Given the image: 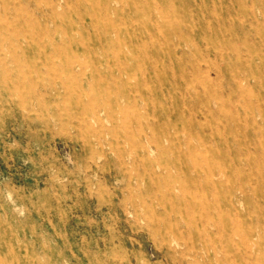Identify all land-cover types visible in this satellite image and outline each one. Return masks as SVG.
<instances>
[{
	"label": "rangeland",
	"instance_id": "374dc122",
	"mask_svg": "<svg viewBox=\"0 0 264 264\" xmlns=\"http://www.w3.org/2000/svg\"><path fill=\"white\" fill-rule=\"evenodd\" d=\"M0 264H264V0H0Z\"/></svg>",
	"mask_w": 264,
	"mask_h": 264
},
{
	"label": "bare ground",
	"instance_id": "6f19581e",
	"mask_svg": "<svg viewBox=\"0 0 264 264\" xmlns=\"http://www.w3.org/2000/svg\"><path fill=\"white\" fill-rule=\"evenodd\" d=\"M53 10H54V9H53ZM160 13H161V12H160ZM56 14H57V13H56ZM85 48H86V46H85ZM75 59H76V58H75ZM69 61H70V60H69ZM73 61H75V60L73 59ZM73 61H72V62H73ZM72 62H71V63H72ZM96 72H97V71H96ZM126 74H127V73H126ZM164 239H165V238H164ZM171 243H172V242H171Z\"/></svg>",
	"mask_w": 264,
	"mask_h": 264
}]
</instances>
